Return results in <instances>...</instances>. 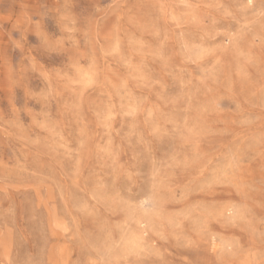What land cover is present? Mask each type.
I'll use <instances>...</instances> for the list:
<instances>
[{
	"label": "rangeland",
	"instance_id": "rangeland-1",
	"mask_svg": "<svg viewBox=\"0 0 264 264\" xmlns=\"http://www.w3.org/2000/svg\"><path fill=\"white\" fill-rule=\"evenodd\" d=\"M0 264H264V0H0Z\"/></svg>",
	"mask_w": 264,
	"mask_h": 264
}]
</instances>
